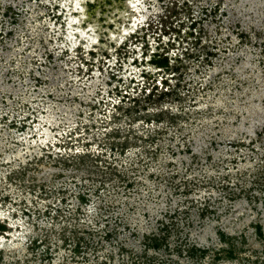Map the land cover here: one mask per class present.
Wrapping results in <instances>:
<instances>
[{"label": "rangeland", "instance_id": "obj_1", "mask_svg": "<svg viewBox=\"0 0 264 264\" xmlns=\"http://www.w3.org/2000/svg\"><path fill=\"white\" fill-rule=\"evenodd\" d=\"M1 224L0 264H264V0H0Z\"/></svg>", "mask_w": 264, "mask_h": 264}, {"label": "trees", "instance_id": "obj_2", "mask_svg": "<svg viewBox=\"0 0 264 264\" xmlns=\"http://www.w3.org/2000/svg\"><path fill=\"white\" fill-rule=\"evenodd\" d=\"M155 61V60H154ZM157 63H159V67H162V66H164L165 65V61L163 62V60H159V62L157 61ZM155 120L156 121H158L156 118H155ZM0 228L1 229H3V228H5V225H3V224H1L0 225ZM164 228V229H163ZM163 228H161V229H163L162 231H166L167 232V228H168V225H163ZM166 234H164V236H162L161 238H158V237H156V236H151V238H150V245L152 246V247H154V248H159V247H161L162 245H164L165 243V240H166ZM177 246V245H176ZM176 248V247H175ZM192 248L193 247H191V248H176V250L179 252V254L185 249V250H187V252H190V254L192 255H195V253L192 251ZM191 249V250H190Z\"/></svg>", "mask_w": 264, "mask_h": 264}]
</instances>
